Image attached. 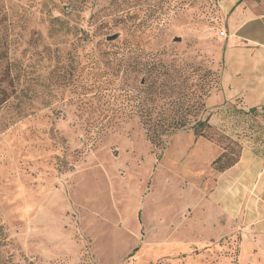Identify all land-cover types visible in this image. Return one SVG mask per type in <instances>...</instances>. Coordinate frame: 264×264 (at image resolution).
<instances>
[{"label": "rangeland", "instance_id": "1", "mask_svg": "<svg viewBox=\"0 0 264 264\" xmlns=\"http://www.w3.org/2000/svg\"><path fill=\"white\" fill-rule=\"evenodd\" d=\"M228 1L0 0V264H264L212 166L264 158L223 88ZM205 118L216 141L145 134Z\"/></svg>", "mask_w": 264, "mask_h": 264}, {"label": "crops", "instance_id": "2", "mask_svg": "<svg viewBox=\"0 0 264 264\" xmlns=\"http://www.w3.org/2000/svg\"><path fill=\"white\" fill-rule=\"evenodd\" d=\"M231 0L225 16L226 99H240L243 108L264 106V0ZM239 2V3H238ZM223 75V74H222ZM236 77L237 82L232 79ZM230 79V81H229ZM239 180L237 182V178ZM222 188L238 186L246 203L242 222L264 238V158L243 150L240 160L222 175ZM230 181H233L231 183ZM216 196V193H213ZM254 197L256 203H253ZM263 231V232H262Z\"/></svg>", "mask_w": 264, "mask_h": 264}, {"label": "trees", "instance_id": "3", "mask_svg": "<svg viewBox=\"0 0 264 264\" xmlns=\"http://www.w3.org/2000/svg\"><path fill=\"white\" fill-rule=\"evenodd\" d=\"M255 1H259V0H255ZM204 97L205 96L200 95L198 97L199 102L193 103L190 107L192 109H188V110L186 109L183 115L184 116L191 115V114L195 115V113H197L198 111L195 112L194 110H197V109L200 110L201 108H203L202 100ZM231 109H233V107ZM190 110H193V111H190ZM242 110H243L242 111L243 113L241 111H238V113L244 114L247 117L252 116L254 118H258L260 115H264V106L242 108ZM184 129H190L193 132V135L195 137H202L210 141H216V139H214V136L208 133V130L211 129V125L209 124L207 118L203 120L199 119L193 125H189L183 121H176V122L168 123L166 125H158V124L153 125L145 129V134L151 144L159 145L161 143L162 137L172 135L176 133L177 131L184 130ZM238 159H239V156H231L229 152L227 151V149L223 148V152L218 158H216L212 162V166L214 167L216 171L224 172L230 169L231 167H233L238 162Z\"/></svg>", "mask_w": 264, "mask_h": 264}, {"label": "built area", "instance_id": "4", "mask_svg": "<svg viewBox=\"0 0 264 264\" xmlns=\"http://www.w3.org/2000/svg\"><path fill=\"white\" fill-rule=\"evenodd\" d=\"M225 35V33L224 32H221V36H224Z\"/></svg>", "mask_w": 264, "mask_h": 264}]
</instances>
